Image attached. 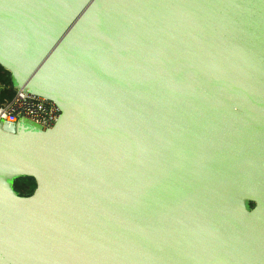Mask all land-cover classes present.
Wrapping results in <instances>:
<instances>
[{
	"label": "water",
	"instance_id": "water-1",
	"mask_svg": "<svg viewBox=\"0 0 264 264\" xmlns=\"http://www.w3.org/2000/svg\"><path fill=\"white\" fill-rule=\"evenodd\" d=\"M0 68L59 111L0 120V264H264V0H0Z\"/></svg>",
	"mask_w": 264,
	"mask_h": 264
},
{
	"label": "built area",
	"instance_id": "built-area-1",
	"mask_svg": "<svg viewBox=\"0 0 264 264\" xmlns=\"http://www.w3.org/2000/svg\"><path fill=\"white\" fill-rule=\"evenodd\" d=\"M7 88L0 85V120L16 123L29 120L43 129L51 128L59 117L57 107L44 99L27 92L13 90L12 96L3 95Z\"/></svg>",
	"mask_w": 264,
	"mask_h": 264
},
{
	"label": "trees",
	"instance_id": "trees-1",
	"mask_svg": "<svg viewBox=\"0 0 264 264\" xmlns=\"http://www.w3.org/2000/svg\"><path fill=\"white\" fill-rule=\"evenodd\" d=\"M0 85L7 88L5 92H3V95L7 98L11 97L13 94V89L11 87L10 77L9 74L3 71L0 68ZM14 190L20 195V196H27L32 193V191L35 188V183L32 179L22 178L17 179L14 181Z\"/></svg>",
	"mask_w": 264,
	"mask_h": 264
}]
</instances>
